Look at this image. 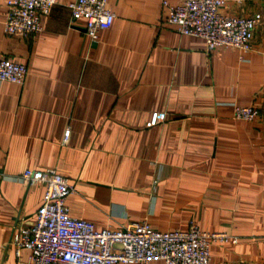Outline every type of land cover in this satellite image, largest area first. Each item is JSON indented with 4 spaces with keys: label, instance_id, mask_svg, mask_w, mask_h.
Listing matches in <instances>:
<instances>
[{
    "label": "crops",
    "instance_id": "1",
    "mask_svg": "<svg viewBox=\"0 0 264 264\" xmlns=\"http://www.w3.org/2000/svg\"><path fill=\"white\" fill-rule=\"evenodd\" d=\"M6 1L0 58L27 73L22 84L0 81V264H29L12 226L35 218L44 186L18 176L48 167L73 187L69 214L96 228L194 221L237 236L213 244L209 264H264V0L223 9L261 13L249 52L206 51L202 37L165 21L162 0H108L114 19L96 41L83 18L70 22L71 0H55L35 36L7 34ZM234 103L259 116L234 118Z\"/></svg>",
    "mask_w": 264,
    "mask_h": 264
},
{
    "label": "built area",
    "instance_id": "2",
    "mask_svg": "<svg viewBox=\"0 0 264 264\" xmlns=\"http://www.w3.org/2000/svg\"><path fill=\"white\" fill-rule=\"evenodd\" d=\"M241 3L243 0H232ZM108 0H71L70 22L85 21L84 30L91 41L98 39L101 28L111 25L114 12ZM228 0H181L176 4L162 0L165 21L180 34L204 39L205 50L232 46L242 52L253 49L255 26L260 12L249 15L223 10ZM55 0H7L4 30L21 37L35 36L42 30L41 16ZM27 66L7 57L0 58V81L24 82ZM233 117L252 121L259 116L251 105H233ZM70 128L63 130V141ZM0 177L5 175L0 172ZM25 185L42 184V202L35 218L20 217L12 226L11 242L16 254L21 247L30 250L29 264H146L160 259L164 264H209L215 243H236L237 236L222 230L202 229L191 221L185 228L159 230L146 218L122 222L117 228H96L85 219L69 214L67 197L73 191L67 177L54 167L26 168L18 176Z\"/></svg>",
    "mask_w": 264,
    "mask_h": 264
}]
</instances>
